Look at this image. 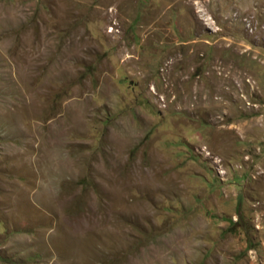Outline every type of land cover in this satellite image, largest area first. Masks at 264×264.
I'll return each instance as SVG.
<instances>
[{"label": "rangeland", "instance_id": "1", "mask_svg": "<svg viewBox=\"0 0 264 264\" xmlns=\"http://www.w3.org/2000/svg\"><path fill=\"white\" fill-rule=\"evenodd\" d=\"M0 264H264V0H0Z\"/></svg>", "mask_w": 264, "mask_h": 264}]
</instances>
